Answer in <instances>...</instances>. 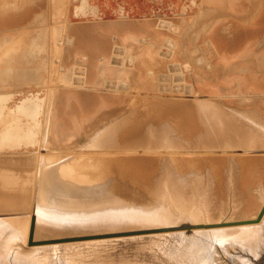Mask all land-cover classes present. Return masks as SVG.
Wrapping results in <instances>:
<instances>
[{"label": "water", "instance_id": "95a60500", "mask_svg": "<svg viewBox=\"0 0 264 264\" xmlns=\"http://www.w3.org/2000/svg\"><path fill=\"white\" fill-rule=\"evenodd\" d=\"M198 98L57 87L0 157V264H264V0H201Z\"/></svg>", "mask_w": 264, "mask_h": 264}, {"label": "rangeland", "instance_id": "374dc122", "mask_svg": "<svg viewBox=\"0 0 264 264\" xmlns=\"http://www.w3.org/2000/svg\"><path fill=\"white\" fill-rule=\"evenodd\" d=\"M200 1L0 0V157L44 149L57 87L198 98Z\"/></svg>", "mask_w": 264, "mask_h": 264}, {"label": "bare ground", "instance_id": "6f19581e", "mask_svg": "<svg viewBox=\"0 0 264 264\" xmlns=\"http://www.w3.org/2000/svg\"><path fill=\"white\" fill-rule=\"evenodd\" d=\"M199 2V1H198ZM52 4V3H51ZM50 8V7H49ZM84 16V15H83ZM63 22V21H62ZM45 24V23H44ZM147 24V23H146ZM48 28V27H47ZM74 28V27H73ZM12 30V29H11ZM71 32V31H70ZM133 32V31H132ZM37 38H38V36H36ZM31 41V40H30ZM36 41V40H35ZM34 42V40L32 41V43ZM119 43V42H118ZM49 47V46H48ZM51 49V48H50ZM65 50V49H64ZM104 51V50H103ZM69 52V51H68ZM172 52V51H171ZM111 53V52H110ZM117 53V52H116ZM70 54V53H69ZM86 54V53H85ZM50 56V55H49ZM47 57H48V55H47ZM122 58V57H121ZM109 64V63H108ZM49 68V67H48ZM72 71V70H71ZM83 71V70H82ZM52 73V72H51ZM53 73H54V71H53ZM88 74V73H87ZM79 75V74H78ZM53 76V75H52ZM55 78V77H54ZM50 79H52V78H50ZM83 80V79H82ZM50 81V80H49ZM62 82V81H61ZM80 82V81H79ZM105 82V81H104ZM55 83V82H54ZM49 86V85H48ZM116 87V86H115ZM134 95V94H133ZM136 95V94H135ZM4 96V95H3ZM22 96V95H21ZM156 96H157V94H156ZM192 98V97H191ZM34 106V105H33ZM50 119V118H49ZM15 138V137H14ZM38 139V138H37ZM21 140V139H20ZM4 141V140H3ZM17 141H19V140H17ZM16 141V142H17ZM25 141V140H24ZM5 143V142H4ZM11 144V143H10ZM13 144V143H12ZM5 145H7V144H5ZM44 147V146H43Z\"/></svg>", "mask_w": 264, "mask_h": 264}]
</instances>
